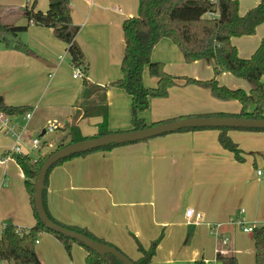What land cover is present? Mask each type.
Returning <instances> with one entry per match:
<instances>
[{
    "label": "crops",
    "instance_id": "obj_1",
    "mask_svg": "<svg viewBox=\"0 0 264 264\" xmlns=\"http://www.w3.org/2000/svg\"><path fill=\"white\" fill-rule=\"evenodd\" d=\"M44 1L37 6L36 0V9L45 10L48 0ZM32 2L27 0L17 11L0 6V22L25 24L23 8ZM70 6L72 21L79 26L75 40L86 65L82 77H73L74 66L66 55V44L50 27L28 25L18 39L28 47V52L15 48L14 42L7 45L0 36V97L6 105L31 110L24 124V113L9 115V119L18 122V126L29 123L38 130L45 121L55 123L53 131L60 129L65 133L58 144L68 139L66 124L80 103L84 78L107 86L109 129H128L131 125V98L110 83L122 75V22L138 16L140 0H70ZM151 59L161 61L171 75H185L177 71L189 70L181 51L165 37L152 48ZM150 78L145 69L143 83L151 85L147 87H153ZM155 106L157 103L151 102V111L147 108L141 114L147 123L180 115L175 111L161 115ZM196 115L199 114H192ZM88 119L100 122L99 117L82 119L79 126L84 135L96 130L83 129ZM46 132L41 129V134ZM228 135L242 151V159L220 145L217 129L204 128L174 131L66 160L48 172L47 208L58 221L85 227L116 247L134 246L138 253L133 260L141 256L137 242L147 248L161 235L149 264H193L199 259L205 260L204 264H221L218 255H234L238 264H253L254 242L243 243L233 235L240 219L245 226L264 225V177L262 172L257 177L253 175L256 165L264 164V131L230 129ZM12 139L0 131V230L7 223L24 229L36 223L24 175L13 155L5 157ZM47 140L54 144L52 138ZM13 163L19 173L12 169ZM187 208L201 212L203 219L187 223ZM232 216L236 218L233 223ZM188 229L189 240L198 242L192 255L189 247L182 245ZM214 230L217 235L231 234L230 242L225 238L216 240L212 236ZM34 247L43 264H61L66 259L63 244L51 233L41 232ZM70 249L82 256L87 254L75 242Z\"/></svg>",
    "mask_w": 264,
    "mask_h": 264
},
{
    "label": "trees",
    "instance_id": "obj_2",
    "mask_svg": "<svg viewBox=\"0 0 264 264\" xmlns=\"http://www.w3.org/2000/svg\"><path fill=\"white\" fill-rule=\"evenodd\" d=\"M35 3L36 0H33L31 5L23 8L25 24L0 22V36L3 37V41L7 45L14 42L15 48L28 52V47L16 40L19 32L26 30L30 23L50 27L54 35L66 44V51L69 53V59L73 66L80 67L84 74L86 70L84 56L75 40L79 26L72 21L70 0H48L45 10L36 9ZM263 21L264 0H259L244 14H240L238 11V0H140L138 16L126 18L122 22L124 41L123 57L120 64L122 75L110 83V85L123 89L131 98V127L128 130L112 131L109 129L107 86L95 85L84 78L80 103L66 124L69 131L66 143L98 137L110 132L136 130L165 122L147 123L141 114L148 108L151 98L166 97L168 89L172 85L178 84L181 79L186 84L193 83L210 88L214 96L219 99H237L241 103V110L238 113H203L196 116L264 119V34L257 48L248 58L240 57L236 47L231 42L232 37L253 34L257 25ZM164 37L170 39L178 47L185 62L203 60L210 63L214 77L198 80L167 73L161 61L151 59L152 48ZM145 69L156 79L155 86L147 87L144 85L142 77ZM222 71H227L247 80L250 84L249 92L245 93L241 88L232 89L220 84L216 77ZM28 110V107L25 106L6 105L0 97V111L8 116L23 114ZM92 117H99L100 122L96 123V130L93 134L84 135L80 130L79 122L82 119ZM204 128L217 129L220 145L233 152L237 159L243 158L242 151L228 135V130L264 131V129L256 128L230 127H183L176 131ZM63 145L66 144L60 143L52 150L43 152L41 149L46 146L44 144L42 148L38 149V154L35 157L13 154L24 175V185L36 217V223L28 229L18 228L11 223L5 224L4 228L0 230V261H4L6 264H42L34 245L41 232H48L60 240L66 250H69L74 242L83 246L87 252L85 258L87 264H123L111 254L99 255L79 241L46 228L39 220L34 207V187L38 171L47 156ZM120 145L123 144H108L98 149L80 152L57 161L48 169L44 179L43 204L48 217L53 222L97 241L106 242L93 235L85 227L65 224L55 219L46 205L45 188L48 172L54 166L77 156H83L94 151H109ZM251 232L255 247V263L264 264V226L253 227ZM160 238L161 235L147 248L137 242L141 256L136 260L132 259L133 262L135 264H149ZM108 244L115 246L111 243ZM217 259L220 260L221 264H238L234 255H218ZM193 264H204V260H196Z\"/></svg>",
    "mask_w": 264,
    "mask_h": 264
},
{
    "label": "rangeland",
    "instance_id": "obj_3",
    "mask_svg": "<svg viewBox=\"0 0 264 264\" xmlns=\"http://www.w3.org/2000/svg\"><path fill=\"white\" fill-rule=\"evenodd\" d=\"M27 0H0V6L3 7L4 9H10L12 11H17L21 10L24 5H26ZM33 1V0H31ZM44 0H37V6L40 5ZM259 0H238V11L240 13H245L247 9L250 6H253L257 4ZM45 4V1H44ZM47 4V1H46ZM29 6V5H28ZM40 8V7H38ZM139 10V9H137ZM138 12V11H137ZM26 22V21H25ZM26 33V30L19 32V34L16 36V40L19 39V37H23V35ZM264 34V21L261 22L257 27L255 28V31L251 35H244V36H238V37H233V43L237 49L238 55L241 57H248L253 50L255 49V46H257L260 38ZM9 38V36H8ZM19 41V40H18ZM67 57L70 58L69 53L67 52ZM187 68L189 69L188 71H177V72H185V75H181L179 77H188V78H194L198 80H207L212 77H214V72L212 65L210 63H207L205 61L199 60V61H194V62H189ZM148 75L152 79V86L156 85V79L151 76L149 73ZM177 75V74H176ZM174 75V76H176ZM81 79V78H79ZM216 79L220 84H223L229 88L235 89V88H241L245 93H248L250 90V84L247 80L241 77H237L227 71H222L219 75H217ZM264 81V77H263ZM151 86V85H147ZM170 88H175L173 91ZM168 89V94L166 97H155L151 98L148 106L147 111H151V102L157 103L158 106H155L156 111H158L161 115H164L170 111H175L178 114H180L177 117H172V115H169L167 118H164L166 120H171V119H176V118H181L185 117L188 115L192 114H203V113H228V114H233V113H238L241 110V103L237 99H219L210 90L208 87H204L201 85L193 84V83H184L183 80L181 79L178 84L172 85ZM154 99V100H152ZM176 102H178L176 104ZM156 105V104H155ZM173 105V106H171ZM251 107V106H250ZM142 118L146 121L145 115L142 116ZM52 120V119H51ZM160 120V119H159ZM163 120V119H162ZM25 120H21V123L24 124ZM27 122V121H26ZM147 122V121H146ZM50 122L45 121L44 126L38 129L32 128L29 123L27 126H25V129L22 130V143L20 146L22 147L23 145H26L27 147L31 146V139L32 138H38L40 140L41 148L44 144H46L45 147H43L41 150L43 152H47L52 150L59 142V140H62V136L65 135L60 129H57L56 131L49 132L47 131L44 134H41V129L47 128ZM93 119H88L84 122L83 124V129H95ZM22 125V124H21ZM53 125H56L53 123ZM131 127V125H130ZM56 128V126H55ZM54 128V130H55ZM20 128L17 127L16 131H18ZM129 129V127H128ZM128 129H121V130H128ZM20 131V130H19ZM4 131H2L3 133ZM121 132V131H118ZM10 135V134H9ZM11 136V135H10ZM12 137V136H11ZM52 138V141L54 144H56L54 147L52 145L54 144H49V141L47 139ZM13 144H14V139ZM47 140V141H46ZM65 140V139H64ZM68 139L65 140V144ZM30 143V145H29ZM12 144V145H13ZM28 150L25 148H21V152L24 155H30L32 157L37 156L38 150L35 148H31ZM11 149V147L9 148ZM40 149V148H39ZM12 169L14 172L19 173V168L16 164L13 163ZM257 170H260L264 177V164L260 166V164H257L255 169H254V174L257 177ZM260 199H258V202ZM263 202V200H262ZM244 210V209H243ZM262 212V209H261ZM236 220L235 217L232 216V223ZM195 224V223H193ZM236 224V223H235ZM264 226V225H263ZM190 227V226H188ZM214 228V227H213ZM163 232V231H161ZM162 234V233H161ZM213 237L217 240H222L225 238V240L230 242L231 234H224L222 235H217L214 232L212 233ZM160 236V235H159ZM190 232L189 229L186 233V236L184 237L182 241L183 246H188L189 251L191 252L193 249L197 250L198 248V242L194 241L192 242L189 240L190 237ZM211 237V236H210ZM212 238V237H211ZM233 238L235 240L242 241L243 243L249 242L253 245V235L252 232H245L243 228L238 224L237 229H235ZM213 239V238H212ZM154 241L151 242V244ZM228 242V244H229ZM137 246V243H136ZM118 247V246H117ZM145 247V246H144ZM122 252H124L129 258L133 259L134 254H137L136 248L132 245H122V247H118ZM66 250V248L64 247ZM64 250V251H65ZM65 257L66 259H63L61 261V264H87L86 263V256H82V253H77L76 251H73L71 249L65 251ZM193 253L191 252V255ZM73 259V260H71ZM41 260V259H40ZM205 261V260H204ZM42 262V261H41ZM43 264V263H42ZM49 264V263H48ZM156 264H162V263H156ZM171 264H186L183 261H177V262H172ZM253 264H256L253 262Z\"/></svg>",
    "mask_w": 264,
    "mask_h": 264
},
{
    "label": "water",
    "instance_id": "obj_4",
    "mask_svg": "<svg viewBox=\"0 0 264 264\" xmlns=\"http://www.w3.org/2000/svg\"><path fill=\"white\" fill-rule=\"evenodd\" d=\"M183 127H230L264 129V119L232 116H188L168 120L136 130L110 132L98 137H92L63 145L47 156L38 171V176L34 187V207L39 220L45 225L46 228L79 241L99 255H104L107 253L116 257L123 264H135L131 258H129L124 252H122L115 246H112L106 242L97 241L80 232L60 226L48 217L43 204V188L46 173L54 163L61 159H65L68 156L88 150L98 149L108 144H128L145 140L151 137L174 132Z\"/></svg>",
    "mask_w": 264,
    "mask_h": 264
},
{
    "label": "built area",
    "instance_id": "obj_5",
    "mask_svg": "<svg viewBox=\"0 0 264 264\" xmlns=\"http://www.w3.org/2000/svg\"><path fill=\"white\" fill-rule=\"evenodd\" d=\"M90 1V0H87ZM83 72L80 67H74L73 71V77H82ZM31 116V110L26 111L23 114V119L25 121H28ZM18 122H12L9 119V116L4 114L2 111H0V131H4L6 134H10L12 138L14 139V144L12 145L11 149L6 152L5 157H11L13 154H22L21 152V146L20 144L22 143V130L25 128V126H18ZM19 127L20 131H16V128ZM54 125L49 124L48 127L45 129L46 131L52 132L54 130ZM41 147L40 140L38 138H32L31 139V148L39 149ZM258 174H261L260 170H257ZM185 216H186V221L187 223L193 224V223H198L203 219V214L201 212H196L192 208H187L185 210ZM238 224L241 225L244 231H252L253 227L250 226H245L242 222V219L238 220ZM5 225L2 226V229L4 228ZM0 264H6L4 261H0Z\"/></svg>",
    "mask_w": 264,
    "mask_h": 264
}]
</instances>
